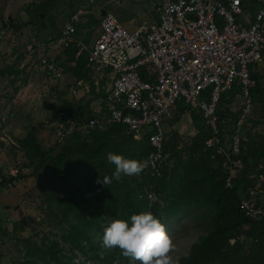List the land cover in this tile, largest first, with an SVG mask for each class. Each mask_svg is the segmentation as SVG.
Returning a JSON list of instances; mask_svg holds the SVG:
<instances>
[{"label":"trees","instance_id":"trees-1","mask_svg":"<svg viewBox=\"0 0 264 264\" xmlns=\"http://www.w3.org/2000/svg\"><path fill=\"white\" fill-rule=\"evenodd\" d=\"M83 3L84 0H31L24 12L29 23L37 26L38 39L47 41L58 36V23L70 20ZM63 5L68 9L66 14L56 16L58 11L64 10ZM251 10L254 11L253 8ZM80 23L83 22L75 23L76 37L80 26H98L100 18L91 14L85 24ZM7 25L16 30L21 27L14 20ZM48 28L49 36L39 37ZM76 52L77 47L72 44L62 51L66 56L63 62L60 59L56 62L60 65L72 62L64 68L79 78L86 75L87 53L83 51L75 58ZM20 61L17 58L14 64L0 68V76L17 77L22 74L24 70L18 67ZM251 75L256 80L251 90L252 99L260 104L264 116V85L259 72ZM22 82L26 83V77ZM234 102L233 93L228 92L219 103L217 113L220 121H225L223 126L226 130L237 116V112L230 108ZM61 107L77 120L98 116L90 106L77 102L63 101ZM186 109V104H182L178 114ZM189 114L195 134L189 144L181 147L176 141V132L168 138L166 135L164 148L170 152L171 162L158 176H151L148 170H143L138 176H122L120 181L113 179L108 187L97 183L99 177L111 176L115 170V166L108 163L107 154H119L142 162L151 150L147 135L135 139L125 124L106 123L103 128L96 124L86 134L74 132L63 143L55 142L52 147H44L36 130L30 126L17 144L27 160L22 165L31 166L33 171L20 172L3 180L0 192L9 184L34 175L50 162L57 170L59 180L71 181L80 194L78 199L69 195L59 197L55 201L60 211L50 209L55 217L69 222L66 231L59 238L43 236L39 244L30 238L23 239L26 255L14 264H129L130 259L123 257L118 248L109 251L101 247L103 232L113 219L130 222L132 215L144 211L152 212L164 225L171 219L193 212L203 224L205 234L190 245L188 254L179 259V264H256V260L264 264V221L246 216L240 204L241 199L251 197L250 191L257 178L264 177V134L251 140L250 132H246L248 140L234 157L240 160L242 167L232 178L231 186H226L228 169L223 166V157L218 154L211 157L215 150L204 147L209 129L202 115L195 110ZM261 184L264 192V180ZM149 193L152 194L151 199ZM260 193L253 194V197L256 205L263 207ZM69 214H73V222L69 221ZM1 233L5 235V230ZM246 246L247 254L243 253Z\"/></svg>","mask_w":264,"mask_h":264},{"label":"built area","instance_id":"built-area-1","mask_svg":"<svg viewBox=\"0 0 264 264\" xmlns=\"http://www.w3.org/2000/svg\"><path fill=\"white\" fill-rule=\"evenodd\" d=\"M259 1L261 5L252 17L241 21L238 18L251 10V0H161L151 20L142 21L133 30L106 9L90 46L75 35V23L89 13L81 6L56 38L31 39L18 67L62 79L63 68L56 62L54 50L63 51L74 44L75 58L87 51V74L74 79L68 92L75 96L104 90L100 106L92 109L98 116L73 119L60 106L51 123L55 142L63 143L74 132L86 134L96 124L101 128L106 123L125 124L135 139L148 136L151 150L142 162H146L144 170L151 176H158L171 162L170 152L164 148V124L175 118L179 106L186 104L185 112L195 110L202 115L209 129L204 147L215 150L211 157H223V166L228 169L225 184L231 186L242 167L234 157L251 129V90L256 85L251 74L258 64L264 72V0ZM4 35L5 27L0 24V39ZM26 56V64H21ZM228 92L239 103L230 107L237 116L226 130L217 112L222 96ZM2 141L19 147L1 124ZM21 152V163L0 170V182L26 171L22 164L27 160ZM240 204L246 216L264 221V206L256 205L251 197L241 199Z\"/></svg>","mask_w":264,"mask_h":264},{"label":"rangeland","instance_id":"rangeland-1","mask_svg":"<svg viewBox=\"0 0 264 264\" xmlns=\"http://www.w3.org/2000/svg\"><path fill=\"white\" fill-rule=\"evenodd\" d=\"M31 0H0V24L5 27V35L0 39V68L6 65L14 64L17 58L21 59L25 52V45L31 39H38L37 26L29 23L24 8ZM161 0H92L85 2L82 7L87 9L89 13L83 18L87 20L91 14L100 18L102 8L113 12L122 25L128 30H133L142 21H150L155 14V6ZM64 10L58 11L56 16L65 15L67 12L66 5ZM60 6V9L62 8ZM252 10L245 12V16H241L238 20L245 21L253 15ZM8 17L15 23L21 24L16 30L8 27ZM26 21V23H24ZM66 22V21H65ZM58 23L60 29L65 23ZM85 24V20H82ZM49 28L44 30L39 37L49 36ZM79 38L82 44L90 46L93 44L98 32L97 25L80 26ZM77 38V37H76ZM41 40V39H39ZM86 43H85V42ZM53 56L55 60L63 62L61 50H54ZM87 53V51H85ZM26 56L21 64H26ZM36 59V58H35ZM57 60V61H58ZM63 68V78L55 79L45 77L37 70L32 72H24L14 75L0 76V125L4 127L10 137L17 142L28 131L30 126L36 130L37 136L44 147H52L54 140V125L52 121L56 116V112L60 109L63 101H72L80 103L82 106L95 108L100 106L99 99L104 97L105 91L89 92V94H78L70 96L68 89L71 83L77 77L69 70ZM255 70L261 76V84L264 85V72L262 64H258ZM87 74V70H86ZM26 77V83L22 80ZM12 79L14 81H12ZM17 88V89H16ZM17 90V91H16ZM239 102H235L237 104ZM237 106V105H236ZM235 106V107H236ZM179 116V117H178ZM176 117L178 119L176 120ZM251 129L249 139L256 140L259 135L264 134V116L260 104L254 103V108L250 113ZM164 130L167 138L176 132V141L178 146L189 144L191 138L195 134V128L188 112L176 114L172 121L164 124ZM21 150L10 143L0 142V170L17 165L23 161ZM33 168L26 167L25 173H31ZM263 176L257 178V182L251 191V198L254 200L253 194L261 192L260 198L264 202V192H262L261 181ZM80 192L71 181H60L57 170L50 162L45 164V168L34 172V175L15 181L9 184L7 188L0 192V264H14L26 255V245L23 239L30 238L33 242L39 244L43 236L50 238H59L69 225V222L55 217L51 212V208L59 212L60 207L55 199L62 196H73L79 198ZM93 197V196H92ZM255 202V200H254ZM193 212L180 215L177 218L169 220L165 227L172 238L176 251L172 254L174 257L185 256L188 254L190 245L197 241L200 236L205 234V228ZM70 222L74 221L73 214H69ZM106 224V221L102 222ZM5 230V235L1 233ZM248 246L245 247L243 253H248ZM240 257V254H239ZM80 259V256L78 257ZM132 260L129 264H132ZM256 264H263L256 260ZM136 264H139L137 261Z\"/></svg>","mask_w":264,"mask_h":264},{"label":"clouds","instance_id":"clouds-1","mask_svg":"<svg viewBox=\"0 0 264 264\" xmlns=\"http://www.w3.org/2000/svg\"><path fill=\"white\" fill-rule=\"evenodd\" d=\"M107 161L115 166L114 172L97 180L98 184L107 187L113 179L120 181L122 176H138L146 167V162L114 153L107 154ZM101 247L109 251L118 248L123 257L139 264H179V257L172 255L176 246L165 225L150 211L132 215L130 222L124 219L110 221L104 229Z\"/></svg>","mask_w":264,"mask_h":264},{"label":"crops","instance_id":"crops-1","mask_svg":"<svg viewBox=\"0 0 264 264\" xmlns=\"http://www.w3.org/2000/svg\"><path fill=\"white\" fill-rule=\"evenodd\" d=\"M260 5H261V2H260L259 0H251V8H253L254 11H255L257 8H259ZM84 20H86V19H84ZM77 40L80 41V38L77 37ZM80 42H81V41H80ZM61 54H62V52H60V55H61ZM62 56H63V59L66 58V56H65L64 54H62ZM67 64H68V65H71L72 62L67 63ZM40 73H41V72H40ZM38 137H39V135H38Z\"/></svg>","mask_w":264,"mask_h":264},{"label":"water","instance_id":"water-1","mask_svg":"<svg viewBox=\"0 0 264 264\" xmlns=\"http://www.w3.org/2000/svg\"><path fill=\"white\" fill-rule=\"evenodd\" d=\"M106 12V9L105 8H102L101 9V12H100V15H104V13ZM11 17H8V20H10Z\"/></svg>","mask_w":264,"mask_h":264}]
</instances>
